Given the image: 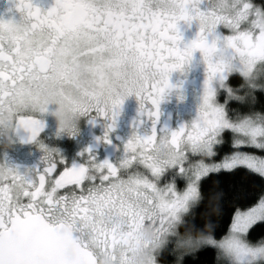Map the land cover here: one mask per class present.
I'll return each mask as SVG.
<instances>
[{
  "label": "snow or ice",
  "instance_id": "6c2138e0",
  "mask_svg": "<svg viewBox=\"0 0 264 264\" xmlns=\"http://www.w3.org/2000/svg\"><path fill=\"white\" fill-rule=\"evenodd\" d=\"M203 3L204 0H55L52 7L42 11L32 0H18L20 19L0 18V111L13 95L25 93L20 85L37 81L41 73H47L57 42L69 37L94 41L84 49L86 54L95 55L108 46L121 52L132 51L141 73L152 70L157 74L146 77L138 87H130L123 78L108 81L104 65H93L94 83L82 90L87 103L72 105L88 115L95 111L105 117V133L97 139L108 141L123 100L135 94L138 112L152 120V130L143 135L134 130L124 143V155L118 163L98 161L95 153L86 148L82 150V162L70 165L59 151L42 156V168L34 166L21 172L17 165L0 164V264H62L59 241L68 228L84 264H93L84 235L104 247L130 241L141 222L155 220L163 226L186 207L196 191L217 190L222 194V215L215 221L214 235L208 245L185 256L211 247L217 258L219 249H223L240 264L264 259V235L258 240L250 238L254 225H264V117H226L223 105L214 101L217 86L226 87L229 71L209 59L218 42H224L234 58H243L241 72L253 62L264 60V5L236 0V16H217L212 31L206 32L201 23L194 38L183 42L179 22L202 20L197 4ZM246 20L251 27L241 28ZM219 24L227 26L230 34L217 33ZM41 31L48 34L49 42L31 54L27 43ZM197 49L206 65L197 115L178 128L165 126L157 130L159 103L173 87L169 75L174 69L184 70ZM120 63L119 56L110 60L114 69ZM60 79L69 87L76 86L68 69ZM109 87L113 89L110 105L99 99ZM36 103L38 113L47 111L44 102ZM38 113L25 111L15 117L28 133L29 141L36 139L44 127ZM90 119L94 121L95 116ZM137 121L138 127L143 121L139 117ZM225 129L232 132L231 150L218 155L215 146L221 143L220 134ZM165 131L178 151L187 140L194 145L204 143L208 155L187 151L171 165L162 164L151 155V146ZM169 169L171 173L165 176ZM202 207L203 201L197 206L194 222H200ZM153 209L158 213L155 217L150 215ZM229 213L230 223L221 235L219 229Z\"/></svg>",
  "mask_w": 264,
  "mask_h": 264
},
{
  "label": "clouds",
  "instance_id": "9594fccd",
  "mask_svg": "<svg viewBox=\"0 0 264 264\" xmlns=\"http://www.w3.org/2000/svg\"><path fill=\"white\" fill-rule=\"evenodd\" d=\"M203 4L204 7L197 4V7L203 13L202 20L197 21L199 28L202 23L206 32L213 30V22L217 16L226 17L238 14L236 0H204ZM248 27H251V25ZM48 42V34L41 31L29 39L27 43L28 51L34 54L41 48L46 47ZM93 43L94 41L86 37L79 39L69 37L57 42L56 53L50 59L47 73H41L37 81H25L20 85L25 89V93L23 95H13L6 102L5 108L0 111V146L7 149L18 140H24L21 133L23 127L15 117L25 111L38 113L37 100L44 102L46 107L50 103H55L57 107L54 110V115L58 124V132H64L70 136L75 135L79 131L78 121L80 117L88 114L72 105L87 103L82 90L91 87L94 83L93 65H104L105 76L108 81L116 82L118 77L123 78L128 81L130 87H138L149 75H157L152 70L141 73L138 69L135 53L132 51L121 52L108 46L95 55L84 53V49L91 47ZM116 56L121 57L118 69H114L110 64L111 58ZM209 59H214L217 63L222 64L228 69L229 73L240 71V66L243 63V58L233 57L229 51V46L224 42H218L217 46L209 53ZM256 66L257 62H253L244 72L240 71L244 77V84L247 86L246 91L253 96L255 90L264 89V82H258L256 79ZM65 69L71 71L75 87H69L61 81L60 76ZM225 88L228 89V93L229 89L231 90L229 93L230 98L240 99L244 96L243 92L233 90L229 85H226ZM112 96L113 89L109 87L100 93L99 99L104 104L110 105ZM69 100H71V104ZM168 136L167 131L161 133L151 146V155L162 164L171 165L187 151H198L205 156L208 155L209 149L204 143L194 145L187 140L182 143L181 149L178 151L170 143ZM33 142L43 150V156H51L59 151L56 147L46 145L38 137ZM219 207L217 203L211 209V212H218ZM210 214L209 219L202 227H198L194 223H178L174 228L169 229L167 233L159 236L151 225H144L136 234L139 243L129 245L123 252L116 250L99 255L97 264H156V257L164 248H168L169 244H171L169 250L175 257L172 264H183L185 255L210 243L214 235ZM64 257L69 261L75 259L71 248L65 250ZM217 260L218 262L226 260L228 264H240L234 256L226 253L223 249H219Z\"/></svg>",
  "mask_w": 264,
  "mask_h": 264
},
{
  "label": "flooded vegetation",
  "instance_id": "af4514ba",
  "mask_svg": "<svg viewBox=\"0 0 264 264\" xmlns=\"http://www.w3.org/2000/svg\"><path fill=\"white\" fill-rule=\"evenodd\" d=\"M17 3L18 0H0V18L19 20L21 11L16 8ZM32 3L44 11L52 7L55 0H32ZM201 7H204V4H201ZM178 26L182 33L183 42L190 41L199 31V24L195 19L191 22L181 20ZM216 32L227 35L230 34L231 30L224 24H219ZM205 69L206 65L201 58V52L197 49L194 50L193 58L184 70L174 69L171 71L169 82L173 87L168 90L166 96L159 103L160 114L155 124L157 130L165 126L170 129L178 128L181 124L191 121L197 115L198 109L192 105L191 98L196 93L204 90ZM235 75L241 76L239 72L232 71L227 74L224 82L229 81ZM138 109L139 101L135 94L127 96L120 106L119 114L116 116L115 127L108 134L109 140L105 141L97 138L103 137L105 133L106 119L103 116L96 115L95 111L87 116L80 117L78 121L79 131L75 135L70 136L64 132H59L58 134V124L53 113V103H50L47 106V111L37 114L44 121V127L38 134V139L50 147L58 148L64 158V162L69 165L73 161L82 162V150L86 148H90L95 153L96 160L108 159L113 164H116L123 157L124 143L134 130L141 135L147 134L152 130V120L139 113ZM90 116H95V120L90 119ZM137 117L143 121L139 123L138 127L136 126L138 123ZM21 133L25 138L23 141L18 140L7 149L0 146V164L7 162L10 165H17L21 172L34 166L42 168L44 163L41 160L43 150L35 142L26 139L28 133L24 129ZM57 166L59 168L60 163ZM160 183H164V177L160 180ZM150 215L155 217L158 213L153 209ZM144 225H151L158 236L167 233L169 230L166 224L161 226L155 220H146L141 222L135 229L130 241L118 242L104 247L87 235H84V239L89 242L90 251L98 260L99 255L108 251L120 250L123 252L129 245L139 243L136 239V234ZM69 229L71 230V228Z\"/></svg>",
  "mask_w": 264,
  "mask_h": 264
},
{
  "label": "trees",
  "instance_id": "16d2710c",
  "mask_svg": "<svg viewBox=\"0 0 264 264\" xmlns=\"http://www.w3.org/2000/svg\"><path fill=\"white\" fill-rule=\"evenodd\" d=\"M257 4L264 5L263 0H252ZM228 85L232 89H243L240 87L244 85V79L241 76L235 75L232 76L229 81ZM238 90L239 92H242ZM250 96L246 99V94L243 98L238 100H229V98L225 97L226 95L221 93L218 96V102L223 105L226 117L230 120L237 119L238 117H242L246 114H260L264 116V89H257L254 92V96L250 93ZM248 103V104H247ZM232 137V133L229 131H223L221 134V143H219L216 148L218 149V155L224 152H228L231 150L230 147V140ZM221 192L217 191H208V192H199L198 197L195 203L191 206V208L184 214L180 223H194L198 227H202L206 220L209 219V214L211 209L219 204V211L218 212H211L210 219L213 224V228L215 225V221L222 215V206H221ZM254 195V193H253ZM203 201V207L200 208V222H194L193 216L196 215L197 206L201 204ZM230 215L226 222H224L219 232L222 235L223 232L227 231V224L230 223ZM253 234L250 237L251 239L258 240L261 235H264V225L253 226V229L250 230ZM169 248H171V244L168 245V248H164L160 254L157 256V261L160 264H172L175 257L171 254ZM167 253V260H165V254ZM183 264H219L217 257H216V250L214 248L208 247L203 250L198 251L194 256L188 257L185 256L183 259Z\"/></svg>",
  "mask_w": 264,
  "mask_h": 264
},
{
  "label": "rangeland",
  "instance_id": "374dc122",
  "mask_svg": "<svg viewBox=\"0 0 264 264\" xmlns=\"http://www.w3.org/2000/svg\"><path fill=\"white\" fill-rule=\"evenodd\" d=\"M264 1V0H263ZM253 2V1H252ZM254 4H257L256 2H253ZM259 4V3H258ZM251 19V18H250ZM249 26V21L248 20H246V21H244V22H242V24H241V28H246V27H248ZM237 72H239L240 74H241V72L240 71H237ZM255 73H256V79H257V81L258 82H264V60H261V61H258L257 62V66H256V69H255ZM241 77L244 79V77H243V75L241 74ZM226 85H228L227 83H228V81H226V82H224ZM214 86H216L215 85V83H214ZM241 89V88H240ZM246 89H247V86L244 84V87H243V89H241V91L244 93V95L246 94V99L248 98V96H250L249 94V92H247L246 91ZM234 90V89H233ZM239 89H236V91H238ZM224 92V94L226 95L225 97H227V98H230L229 97V93H228V89H226L225 87H219V86H217V92H216V96H215V103H217V104H220L219 102H218V96L221 94V93H223ZM202 94H203V90L202 91H200V92H198V93H196L195 95H194V97L193 98H191V102H192V105L194 106V107H196L197 109H198V106L200 105V103H201V99H202ZM248 95V96H247ZM243 98V97H242ZM241 98V99H242ZM232 100H238L237 98H231ZM248 104V103H247ZM222 105V104H221ZM57 106H56V104L55 103H53V113H54V108H56ZM255 116V114H246V115H244V116H242V117H238L237 119H234V120H239V119H243L244 117H254ZM229 131V132H231L230 130H228V129H225V130H223V131ZM222 131V132H223ZM232 133V132H231ZM222 134V133H221ZM221 138V137H220ZM218 145V144H217ZM216 145V146H217ZM215 146V147H216ZM171 169H169V170H167L166 171V173L164 174V175H169L170 173H171ZM163 178V176L161 177V179ZM197 197H198V191H196L195 192V194L188 200V202H187V205H186V207L182 210V211H180L179 213H176V215H174L173 216V218L169 221V222H167L166 223V225H167V227L169 228V229H171V228H174V226L176 225V224H178V223H180L181 222V220H182V217L184 216V214L191 208V206L195 203V201L197 200ZM169 231V230H168ZM160 254V253H159ZM156 264H160L158 261H157V257H156ZM219 264H228V261H220L219 262ZM251 264H264V259H255V260H253V261H251Z\"/></svg>",
  "mask_w": 264,
  "mask_h": 264
},
{
  "label": "water",
  "instance_id": "95a60500",
  "mask_svg": "<svg viewBox=\"0 0 264 264\" xmlns=\"http://www.w3.org/2000/svg\"><path fill=\"white\" fill-rule=\"evenodd\" d=\"M71 235H72V232L68 228L66 230L63 238L59 241V254H60V258L62 260V264H84V260H83V256H82L81 250L71 240ZM68 248L72 249V251H73V253L75 255V259L74 260L69 261V260L65 259L64 252ZM92 261H93V264H97V259H96V257L94 256L93 253H92Z\"/></svg>",
  "mask_w": 264,
  "mask_h": 264
}]
</instances>
